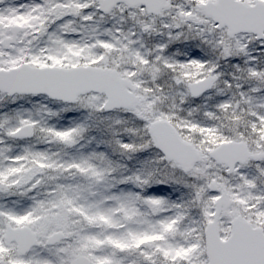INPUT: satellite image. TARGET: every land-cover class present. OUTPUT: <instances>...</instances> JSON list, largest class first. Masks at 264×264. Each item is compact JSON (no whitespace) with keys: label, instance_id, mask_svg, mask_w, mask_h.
I'll use <instances>...</instances> for the list:
<instances>
[{"label":"snow or ice","instance_id":"obj_1","mask_svg":"<svg viewBox=\"0 0 264 264\" xmlns=\"http://www.w3.org/2000/svg\"><path fill=\"white\" fill-rule=\"evenodd\" d=\"M0 264H264V0H0Z\"/></svg>","mask_w":264,"mask_h":264}]
</instances>
